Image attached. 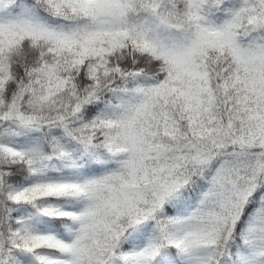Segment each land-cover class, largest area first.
<instances>
[{"label": "snow or ice", "instance_id": "6c2138e0", "mask_svg": "<svg viewBox=\"0 0 264 264\" xmlns=\"http://www.w3.org/2000/svg\"><path fill=\"white\" fill-rule=\"evenodd\" d=\"M0 264H264V0H0Z\"/></svg>", "mask_w": 264, "mask_h": 264}]
</instances>
